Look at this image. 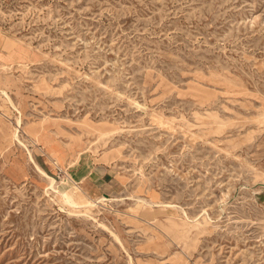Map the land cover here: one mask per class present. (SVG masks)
I'll use <instances>...</instances> for the list:
<instances>
[{
    "label": "rangeland",
    "instance_id": "374dc122",
    "mask_svg": "<svg viewBox=\"0 0 264 264\" xmlns=\"http://www.w3.org/2000/svg\"><path fill=\"white\" fill-rule=\"evenodd\" d=\"M0 264H264V0H0Z\"/></svg>",
    "mask_w": 264,
    "mask_h": 264
},
{
    "label": "bare ground",
    "instance_id": "6f19581e",
    "mask_svg": "<svg viewBox=\"0 0 264 264\" xmlns=\"http://www.w3.org/2000/svg\"><path fill=\"white\" fill-rule=\"evenodd\" d=\"M2 93H3V95H5V97L8 100L11 101V98H10L7 91L4 90ZM20 126H21V119L17 118V127L15 128V131H14V138L21 145L25 146L24 142L20 139V136H19V133L21 131V130H19ZM29 154H30V158L33 161V163L35 164L38 172L41 173L44 177H46V179H48V186L46 189L47 193L53 194L54 197L56 196L60 200V202L63 204V206H68L69 208H71V209H69L71 213H75L77 211L75 209H79L80 210L79 212H82L83 210H81V209L96 207L100 202L107 200L104 197H97V198H91L90 200H87V202H84V203L78 202L75 199V197L73 196V194L69 191L70 188L72 187L71 185L66 184V183H62L61 185H58V183L56 182V180L54 178H52L48 174H46V172L40 166H38L35 163L34 158H33L30 151H29ZM52 156H54V155L52 154ZM86 212H88V211H86ZM183 213L187 216V213L185 211H183ZM85 214L87 215V213H85Z\"/></svg>",
    "mask_w": 264,
    "mask_h": 264
}]
</instances>
